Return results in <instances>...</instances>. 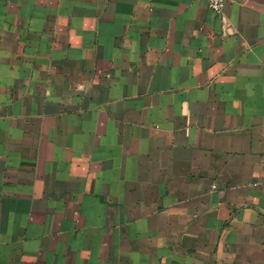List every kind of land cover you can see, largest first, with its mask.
Instances as JSON below:
<instances>
[{
    "label": "crops",
    "instance_id": "crops-1",
    "mask_svg": "<svg viewBox=\"0 0 264 264\" xmlns=\"http://www.w3.org/2000/svg\"><path fill=\"white\" fill-rule=\"evenodd\" d=\"M0 264H264V0H0Z\"/></svg>",
    "mask_w": 264,
    "mask_h": 264
},
{
    "label": "built area",
    "instance_id": "built-area-1",
    "mask_svg": "<svg viewBox=\"0 0 264 264\" xmlns=\"http://www.w3.org/2000/svg\"><path fill=\"white\" fill-rule=\"evenodd\" d=\"M225 0H207L208 6L214 11L221 12L223 9ZM215 186L214 184L212 185Z\"/></svg>",
    "mask_w": 264,
    "mask_h": 264
}]
</instances>
